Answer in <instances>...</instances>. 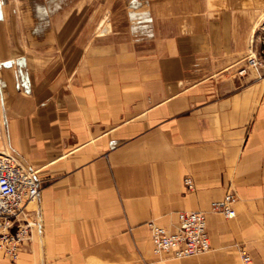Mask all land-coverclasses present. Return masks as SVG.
<instances>
[{
  "label": "crops",
  "instance_id": "1",
  "mask_svg": "<svg viewBox=\"0 0 264 264\" xmlns=\"http://www.w3.org/2000/svg\"><path fill=\"white\" fill-rule=\"evenodd\" d=\"M163 3L0 0V151L40 184L0 264H264L262 9ZM183 210L206 211L211 249L156 255L148 222Z\"/></svg>",
  "mask_w": 264,
  "mask_h": 264
},
{
  "label": "built area",
  "instance_id": "2",
  "mask_svg": "<svg viewBox=\"0 0 264 264\" xmlns=\"http://www.w3.org/2000/svg\"><path fill=\"white\" fill-rule=\"evenodd\" d=\"M249 66L261 74L264 66L257 51L251 52ZM243 68L241 72H245ZM188 189L194 188L192 177H185ZM40 193V184L35 170L25 167L14 154L0 151V250L19 257L23 243L30 238L34 223L28 217L27 206ZM238 195L230 188L225 195L212 202V211L231 218L236 215ZM175 228L149 221L152 249L156 255L170 254L184 258L205 253L211 249L207 226V213L203 210H183L178 213ZM242 264H257L244 248L240 250Z\"/></svg>",
  "mask_w": 264,
  "mask_h": 264
},
{
  "label": "rangeland",
  "instance_id": "3",
  "mask_svg": "<svg viewBox=\"0 0 264 264\" xmlns=\"http://www.w3.org/2000/svg\"><path fill=\"white\" fill-rule=\"evenodd\" d=\"M135 2L136 0H133V3ZM163 2H164L163 3L164 5L162 4L161 7L165 11V13H168V14L180 13L181 15H187V13L194 12L196 10H204L208 6H210L209 4L212 2L213 3L217 2L220 4L227 3L235 7L236 6H239V7L242 6L245 8L260 7L262 9V19L260 22V27H261V38H260L261 42L260 43L261 44H260V49H258L259 50L258 55L262 60H264V0H163ZM261 76H264V66L261 67Z\"/></svg>",
  "mask_w": 264,
  "mask_h": 264
}]
</instances>
